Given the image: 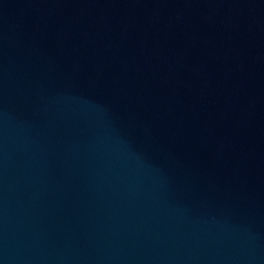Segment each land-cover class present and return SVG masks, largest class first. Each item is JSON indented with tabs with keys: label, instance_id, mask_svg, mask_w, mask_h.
Listing matches in <instances>:
<instances>
[{
	"label": "water",
	"instance_id": "obj_1",
	"mask_svg": "<svg viewBox=\"0 0 264 264\" xmlns=\"http://www.w3.org/2000/svg\"><path fill=\"white\" fill-rule=\"evenodd\" d=\"M0 264H264V0H0Z\"/></svg>",
	"mask_w": 264,
	"mask_h": 264
}]
</instances>
